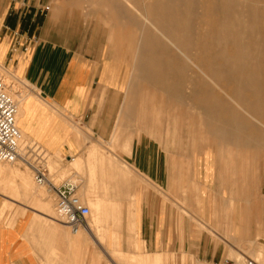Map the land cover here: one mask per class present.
Listing matches in <instances>:
<instances>
[{
    "label": "crops",
    "instance_id": "1",
    "mask_svg": "<svg viewBox=\"0 0 264 264\" xmlns=\"http://www.w3.org/2000/svg\"><path fill=\"white\" fill-rule=\"evenodd\" d=\"M101 20L85 18L73 0L63 6L0 0V65L27 87L17 126L59 169L69 171L65 181L77 179V192L98 209L97 220L110 223L102 227L104 243L95 228L70 232L26 204H16L25 210L20 214L3 211L1 199L17 200L0 193V264H107L103 255L117 264L111 256L116 253L140 255L133 264H229L240 252L233 239L239 245L253 240L255 251H264V182L259 203L237 201L230 209L227 166L198 149L214 143L213 122L183 113L180 87L172 93V118L161 123L175 126L174 133L151 135L149 126L156 123L140 116L127 39ZM140 42L135 60L141 52L149 82V38ZM161 92L166 100L146 92L145 106L168 108L171 86ZM183 136L203 138L190 148L189 166L183 163ZM231 136L224 140L231 150H221L222 159L246 153L242 140ZM190 187L199 200L194 221L181 213L183 190ZM211 225L218 239L205 228Z\"/></svg>",
    "mask_w": 264,
    "mask_h": 264
},
{
    "label": "rangeland",
    "instance_id": "2",
    "mask_svg": "<svg viewBox=\"0 0 264 264\" xmlns=\"http://www.w3.org/2000/svg\"><path fill=\"white\" fill-rule=\"evenodd\" d=\"M73 1L82 10L85 18H101L103 26L108 27L111 24L114 33H118L119 36L123 33V37L127 39L134 77L133 91L140 101V116L149 117L153 119L152 123H156L149 126L151 135L159 137L169 134V129H172L171 133H174L175 126H163L161 123L164 121L169 123L168 118H172L171 114L175 105L172 93L174 86L180 87L183 113L197 117L199 123L205 124L206 120L213 122L214 143L208 142L206 145L204 142L203 149L200 147L198 149H207L211 154L213 152L218 157L217 164L227 166L230 189L225 192L228 194V201L232 200V204L229 203L230 209L235 207L237 201L238 203L239 201L259 203V197L261 198L259 194L262 192L260 188L264 182V0H223V2L222 0ZM53 2L57 6L64 5V0H53ZM204 3L205 6H203ZM153 10H156V14ZM141 14L147 16L162 34L164 33L181 49L185 56L174 49L166 41L167 39L165 40L151 25L147 24ZM110 18H113L112 22L109 21ZM115 21L119 27L115 25ZM153 35L154 40L158 39L155 42ZM142 37L149 38V82H146L142 74V61L144 60L141 57V52L138 54V59L135 60L137 48H140L138 44L141 43ZM158 60H164L163 65L155 63ZM135 61L138 62L137 69ZM212 65L216 70H213ZM0 73L9 86V93L17 101L19 110V98L16 95L23 93L25 99L27 95L26 83L4 67L0 69ZM178 73L180 78H178ZM167 85L172 89L168 108L165 110L155 108L156 111L147 108L144 104L147 99L145 93L152 91L157 99L166 100V94L161 91L164 88L166 92ZM18 112L17 122L21 117ZM181 128L185 129V126L182 125ZM250 131L252 138L249 134ZM203 134L205 135V132ZM228 135H234L231 137L235 140L239 137L246 153L242 152L234 158L227 155L228 158L222 159L221 150H231L224 144V139ZM180 139L183 163L188 165L190 148L199 145L203 138L197 136L192 140L183 136ZM44 160L49 172L48 179L53 183L59 185L70 178L69 171L59 169V165L53 162L49 155L46 154ZM0 166L25 172L29 182L28 187L24 188L16 178L13 185H10L8 177L0 175V193L17 200L15 203H10L1 199L3 211L15 209V215L20 214L25 210L16 204H26L48 213L55 220V200L48 185H37L33 180L30 168L21 163L0 162ZM72 182L78 183L76 178L72 179ZM191 187L183 190L180 203L183 219L194 221V215L198 209L196 205L199 200L196 196H192ZM32 191L40 192L42 196L39 193L33 194ZM77 194L90 208L88 224L93 223L95 233L105 243V240L100 238L102 227L110 223L98 221L97 207L93 208L91 200L87 196H83L81 191H78ZM42 198L46 200L44 201ZM45 203H47V207L44 205ZM204 226L202 225V228ZM66 228L72 232L70 228ZM85 228L79 229L80 232L86 233ZM205 228L208 229L211 236L218 239V234L215 233L212 225ZM230 239L228 240L230 241ZM233 244L236 249H240V252L231 255L232 259L229 264H249L247 262L264 264V251L258 249L256 252L253 240L239 245L234 243L233 239ZM111 256L117 264H133V262L141 261L140 255L116 253ZM103 261L109 264L105 255H103ZM152 264H158V262Z\"/></svg>",
    "mask_w": 264,
    "mask_h": 264
},
{
    "label": "built area",
    "instance_id": "3",
    "mask_svg": "<svg viewBox=\"0 0 264 264\" xmlns=\"http://www.w3.org/2000/svg\"><path fill=\"white\" fill-rule=\"evenodd\" d=\"M17 112V101L0 73V162L26 165L37 185L49 186L55 200V220L73 232L87 227L90 208L77 194V183L63 181L56 185L48 179L46 153L34 141L23 137L17 126Z\"/></svg>",
    "mask_w": 264,
    "mask_h": 264
},
{
    "label": "bare ground",
    "instance_id": "4",
    "mask_svg": "<svg viewBox=\"0 0 264 264\" xmlns=\"http://www.w3.org/2000/svg\"><path fill=\"white\" fill-rule=\"evenodd\" d=\"M203 1V0H202ZM202 1H201V4H202ZM206 1V0H205ZM158 2V1H157ZM209 2V1H208ZM208 2H207V4H208ZM222 2H223V0H222ZM154 3H156V2H154ZM218 3V2H217ZM157 4V3H156ZM197 4V3H196ZM220 4V3H219ZM155 5V4H154ZM210 6H211V4H209ZM202 6V5H201ZM203 6H205V3H204V5ZM203 6H202V8H203ZM213 6V5H212ZM217 7V6H216ZM208 8V7H207ZM212 8V7H211ZM224 8V7H223ZM219 9H220V5H219ZM157 10V9H156ZM155 10V11H156ZM215 11L217 10V9H214ZM155 11L153 10V12H154V14H156L155 13ZM210 11V10H209ZM221 12V11H220ZM146 13V12H145ZM160 13V12H159ZM153 14V15H154ZM164 14V13H163ZM207 15V14H206ZM223 15V14H222ZM141 16H142V18L146 21V23L147 24H149V25H151V27H153L154 28V30L156 31V32H158L159 34H161V36H163L164 38H165V40L168 42V43H170V45H172V47L174 48V49H176L177 51H179V53L180 54H182L183 56H185L184 55V53L181 51V49H179L176 45H175V43L174 42H172V41H170V39H168V37H166L165 36V34L163 33H161L160 31H159V29L149 20V18L147 17V16H145V15H142L141 14ZM160 18V17H159ZM263 18H264V15H263ZM181 19V18H180ZM226 19V18H225ZM153 20H154V18H153ZM219 20V19H218ZM160 21V20H159ZM158 21V22H159ZM210 21V20H209ZM154 22V21H153ZM211 22V21H210ZM218 23H219V21H217ZM216 22V23H217ZM225 22V21H224ZM155 23V22H154ZM209 23V22H208ZM212 23V22H211ZM215 23V24H216ZM217 23V24H218ZM145 24V23H144ZM158 24V23H157ZM205 26V25H204ZM214 27V26H213ZM146 28V27H145ZM150 28V27H149ZM216 30V29H215ZM214 30V31H215ZM150 31V30H149ZM154 31V32H155ZM170 31V30H169ZM152 32H153V30H152ZM215 32H217V31H215ZM149 33V32H148ZM206 33H208V32H206ZM220 34V33H219ZM223 34V33H222ZM166 35H167V32H166ZM150 37V36H149ZM154 35H153V41L155 42L156 40H158V39H156V40H154ZM222 38V37H221ZM161 40V39H160ZM239 40H240V38H239ZM161 42H162V40H161ZM181 46V45H180ZM182 49H183V47H181ZM234 48V47H233ZM232 48V49H233ZM234 50V49H233ZM212 51V50H211ZM229 51V50H228ZM211 53V52H210ZM178 55V54H177ZM211 56V55H210ZM198 57H200V56H198ZM197 57V58H198ZM180 58H181V56H180ZM187 59V58H186ZM191 59V58H190ZM212 62H213V60H212ZM219 62H220V60H219ZM207 63V62H206ZM216 63H217V61H216ZM225 66H227V65H225ZM211 67V66H210ZM230 67V66H229ZM1 68H3L2 67V65H0V69ZM212 68H213V65H212ZM196 69V68H195ZM225 69H227V68H225ZM208 70V69H207ZM213 70H216V69H214L213 68ZM223 70H224V68H223ZM233 70V69H232ZM205 71V70H204ZM218 71V70H217ZM221 71V70H220ZM244 72V71H243ZM6 81V80H5ZM190 84V83H189ZM13 86V85H12ZM189 86V85H188ZM12 90V89H11ZM251 90V89H250ZM249 90V91H250ZM16 91V90H15ZM252 91V90H251ZM15 93V92H14ZM21 94V93H20ZM23 94V93H22ZM21 94V95H22ZM21 95H16L18 98H19V115H21V112H22V99H24L23 98V96H21ZM262 100V99H261ZM250 101V100H249ZM248 101V102H249ZM263 101V100H262ZM211 106H212V104H211ZM237 106V105H236ZM213 108V107H212ZM242 116H244V115H242ZM245 118V117H244ZM245 120V119H244ZM218 127V126H217ZM221 129V128H220ZM227 129V128H226ZM225 129V130H226ZM219 130V129H218ZM246 130V129H245ZM247 131V130H246ZM248 132V131H247ZM246 132V133H247ZM244 133V132H243ZM246 133H245V135H246ZM251 133V131L249 132V134ZM242 135H244V134H242ZM248 135V134H247ZM251 135L252 134H250V137H251ZM254 136V135H253ZM243 137V136H242ZM257 137V139H258V136H256ZM222 138V137H221ZM252 138V137H251ZM261 138V137H260ZM256 139V138H255ZM225 140V139H224ZM223 141V140H222ZM238 142H239V140H238ZM241 142L242 141H240V144H241ZM260 142V141H259ZM235 143V142H234ZM248 145V144H247ZM239 146V145H238ZM241 146V145H240ZM1 174H3L2 176H7L8 177V183L11 185H13V182L16 180V178L18 179V181H19V183L21 184V186L22 187H24V188H27L28 187V177H27V175H26V173L25 172H18V171H15L14 169L12 170V169H10V168H6V167H3V166H0V175ZM1 179V178H0ZM4 186V185H3ZM2 188V187H1ZM27 192V191H26ZM32 193L33 194H35V193H39L40 194V192H37V191H35V192H33L32 191ZM32 194V195H33ZM37 195V194H36ZM41 196H42V194H40ZM39 195V196H40ZM36 198V197H35ZM42 200H46V199H44V198H42ZM46 207H47V203H45L44 204ZM91 206H93V208H94V205H91ZM92 208V207H91ZM93 208H92V210H93ZM96 208V207H95ZM96 211V210H95ZM95 213V212H94ZM91 214H93V213H91ZM88 232H90V233H93V231H94V225H93V223L92 224H88V226L85 228ZM85 230V231H86ZM77 234H81V233H83V232H80V230H77V232H76ZM247 263H249V264H252L251 262H247Z\"/></svg>",
    "mask_w": 264,
    "mask_h": 264
}]
</instances>
